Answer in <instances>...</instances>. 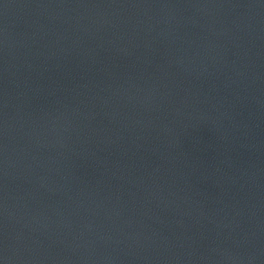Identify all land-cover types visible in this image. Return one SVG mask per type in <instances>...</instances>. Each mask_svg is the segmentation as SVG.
<instances>
[{
    "label": "water",
    "instance_id": "obj_1",
    "mask_svg": "<svg viewBox=\"0 0 264 264\" xmlns=\"http://www.w3.org/2000/svg\"><path fill=\"white\" fill-rule=\"evenodd\" d=\"M0 264H264V0H0Z\"/></svg>",
    "mask_w": 264,
    "mask_h": 264
}]
</instances>
